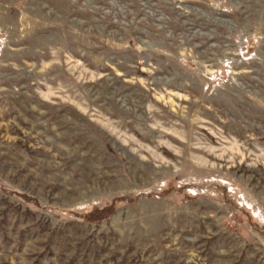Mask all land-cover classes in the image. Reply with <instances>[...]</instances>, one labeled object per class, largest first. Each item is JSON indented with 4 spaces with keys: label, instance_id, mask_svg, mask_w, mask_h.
<instances>
[{
    "label": "rangeland",
    "instance_id": "obj_1",
    "mask_svg": "<svg viewBox=\"0 0 264 264\" xmlns=\"http://www.w3.org/2000/svg\"><path fill=\"white\" fill-rule=\"evenodd\" d=\"M0 264H264V0H0Z\"/></svg>",
    "mask_w": 264,
    "mask_h": 264
},
{
    "label": "trees",
    "instance_id": "obj_2",
    "mask_svg": "<svg viewBox=\"0 0 264 264\" xmlns=\"http://www.w3.org/2000/svg\"><path fill=\"white\" fill-rule=\"evenodd\" d=\"M111 210H112L111 207L103 208L100 210L97 209V210H94L89 215L85 216V218L87 221H97V220L107 217L111 213Z\"/></svg>",
    "mask_w": 264,
    "mask_h": 264
}]
</instances>
